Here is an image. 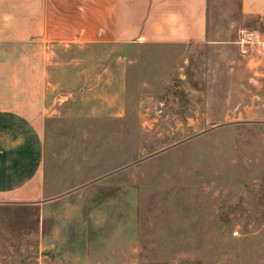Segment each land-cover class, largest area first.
Masks as SVG:
<instances>
[{"label":"rangeland","instance_id":"rangeland-1","mask_svg":"<svg viewBox=\"0 0 264 264\" xmlns=\"http://www.w3.org/2000/svg\"><path fill=\"white\" fill-rule=\"evenodd\" d=\"M208 8L200 45L48 46L61 197L0 204V264H264V16ZM30 55L2 48L0 92Z\"/></svg>","mask_w":264,"mask_h":264},{"label":"crops","instance_id":"crops-1","mask_svg":"<svg viewBox=\"0 0 264 264\" xmlns=\"http://www.w3.org/2000/svg\"><path fill=\"white\" fill-rule=\"evenodd\" d=\"M240 1L245 15L264 16V0ZM208 6L209 0H0V53L5 48L31 54L14 63L25 69L24 94L0 92V204H39L43 210L61 197L49 186L54 173L45 161L48 46L200 45L210 40ZM2 63L0 68L7 61ZM17 78L4 82L16 89L23 84Z\"/></svg>","mask_w":264,"mask_h":264},{"label":"built area","instance_id":"built-area-1","mask_svg":"<svg viewBox=\"0 0 264 264\" xmlns=\"http://www.w3.org/2000/svg\"><path fill=\"white\" fill-rule=\"evenodd\" d=\"M233 235H234V236H237V235H238V232H234Z\"/></svg>","mask_w":264,"mask_h":264}]
</instances>
